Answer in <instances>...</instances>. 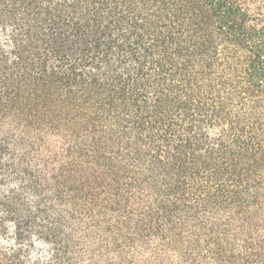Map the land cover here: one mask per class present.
<instances>
[{
    "label": "trees",
    "instance_id": "16d2710c",
    "mask_svg": "<svg viewBox=\"0 0 264 264\" xmlns=\"http://www.w3.org/2000/svg\"><path fill=\"white\" fill-rule=\"evenodd\" d=\"M0 264H264V0H0Z\"/></svg>",
    "mask_w": 264,
    "mask_h": 264
}]
</instances>
